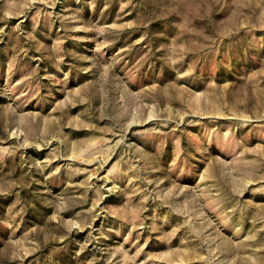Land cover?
<instances>
[{"label": "rangeland", "instance_id": "rangeland-1", "mask_svg": "<svg viewBox=\"0 0 264 264\" xmlns=\"http://www.w3.org/2000/svg\"><path fill=\"white\" fill-rule=\"evenodd\" d=\"M0 264H264V0H0Z\"/></svg>", "mask_w": 264, "mask_h": 264}]
</instances>
